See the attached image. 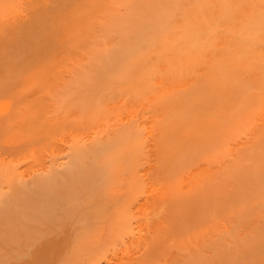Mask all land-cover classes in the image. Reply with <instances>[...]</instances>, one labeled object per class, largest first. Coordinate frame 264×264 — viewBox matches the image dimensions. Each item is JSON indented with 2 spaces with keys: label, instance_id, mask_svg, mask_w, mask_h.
<instances>
[{
  "label": "bare ground",
  "instance_id": "1",
  "mask_svg": "<svg viewBox=\"0 0 264 264\" xmlns=\"http://www.w3.org/2000/svg\"><path fill=\"white\" fill-rule=\"evenodd\" d=\"M263 173L264 0H0V264H264Z\"/></svg>",
  "mask_w": 264,
  "mask_h": 264
},
{
  "label": "rangeland",
  "instance_id": "2",
  "mask_svg": "<svg viewBox=\"0 0 264 264\" xmlns=\"http://www.w3.org/2000/svg\"><path fill=\"white\" fill-rule=\"evenodd\" d=\"M107 1H108V0H107ZM125 1H126V0H125ZM130 1H131V0H130ZM118 2H119V1H118ZM118 2H117V4H118ZM122 2H124V1H122ZM127 2H128L129 5H130V2H129V1H127ZM127 2H126L125 5L128 4ZM120 3H121V2H120ZM120 3H119V4H120ZM123 4H124V3H123ZM123 4L121 3L122 7H124ZM119 6H120V5H119ZM119 6H118V8H119ZM113 8H115V7H113ZM115 10H116V9H115ZM124 10H125V11H129L128 8H127V9L125 8ZM124 10H122V8H120V11H124ZM120 11H119L118 16H120V19H121V17H122V18H124V20H126L125 17H127V14H126V16L124 15V17H123V15H122V14H124V13H126V12H121V13H120ZM140 11L143 12V10H140ZM116 13H118V11H117ZM127 13H128V12H127ZM120 14H121V15H120ZM137 14H139V13H137ZM143 14H144V13H143ZM141 15H142V13L139 14V15H136V17H135V16L132 17L131 15H130V16H131V19L137 21L138 18H140ZM127 18H129V17H127ZM124 20H123V21H124ZM121 21H122V19H121ZM121 21H120V23H125V21H124V22H123V21L121 22ZM126 24H127V21H126V23H125L124 25H126ZM121 25L124 27L123 29H126V27H128V24H127V26H124L123 24H121ZM121 25H120L119 27H121ZM113 27H114V26H113ZM119 27H118V28H119ZM106 28H107V30L109 31L110 26L107 25ZM115 28H117V26H116ZM118 28H117V29H118ZM112 29H113V28H111L110 31H112ZM121 29H122V27H121ZM123 29H122V30H123ZM107 30H106L105 34L103 35L104 37L102 36L103 39H104L106 36H107L108 38L111 37V36H108V35L110 34V32H109V34H108ZM118 31H119V30H118ZM118 31H116V32H115V31L112 32V35H113V33H115L117 36H119L120 33L118 34ZM123 31H124V30H123ZM119 32H120V31H119ZM125 32H126V31H125ZM127 32H128V31H127ZM127 32H126V33L123 32V34H125V35H126V34H127V35H130L131 33H129V32H132V31L129 30V32H128V33H127ZM106 33H107V35H106ZM115 34H114V35H115ZM110 35H111V34H110ZM116 35H115V36H116ZM127 35H126V36H127ZM126 36H125V37H126ZM102 37H101V38H102ZM101 38H97V40H98L97 42L100 41V42L104 43L103 41H101V40H102ZM128 38H129V37H128ZM106 39H107V38L104 39V40H105V43H104V44H108V45H109V43H108L109 41L107 42ZM113 40L115 41V39H113ZM75 41H77V39H75ZM114 41H112V42H114ZM100 42H99V43H100ZM112 42H111L110 45H112ZM128 43H129V44H130V43L133 44V41H132V42L130 41V42H128ZM100 44H101V43H100ZM130 45H131V44H130ZM74 46H75V45H74ZM112 46H113V45H112ZM133 46H134V44L131 45V47H133ZM114 47H115V46H114ZM78 52H79V50H78ZM81 53H82V54H81ZM80 54H81V55H80ZM78 55H79V57L81 58V60H79V61H82L81 64H84L85 61H86V60H85V54H84V52H80V53H78ZM78 59H79V58H77V60H78ZM79 61H77V62H79ZM79 64H80V63H79ZM80 66H81V65H78V64H77V67H76V68H78V67H80ZM62 67H63V66H62ZM60 69H61V68H59V69H57V70L60 71ZM62 69H63V68H62ZM62 69H61V70H62ZM63 70H65V68H64ZM76 70H77V69H76ZM19 71H20V72L17 71V74L20 75V74L22 73V75H21V76L17 75V80H18V81H20V77L23 78V77L25 76V75L23 76V71H22V70H19ZM21 71H22V72H21ZM55 72H58V71H55ZM75 72H76V71H75ZM55 74H56V73H55ZM60 74L63 76V79H64V76H69V75H68L69 73L67 74V72H60ZM44 75H45V74H44ZM47 75H48L49 78H48L46 75H45L46 77L43 76V75H42V76H43V78L47 79V81H48V79H51V78H50L51 76H49L48 73H47ZM71 75H72V74H71ZM18 76H19V77H18ZM52 76H55V75L52 74ZM56 76H58V75H56ZM62 76H59V77H62ZM73 76L75 77L74 74L72 75V77H73ZM40 77H41V76H40ZM69 77H70V76H69ZM39 79H40V78L38 77V80H39ZM52 79H54V81H53ZM52 79H51V81H53V82H58V79H57L56 77H53ZM70 79H71V78H70ZM74 79H75V78H74ZM40 80H42V77H41ZM60 80H61V79H60ZM60 80H59V82H60ZM68 80H69V79H68V77H67V81H68ZM71 80H73V79H71ZM42 81L47 82V81L44 80V79H43ZM42 81H39V82L36 83V85H38V86H39V84H40V89H41V85H43V84L45 83V82L43 83ZM67 81H66V82H67ZM73 81H74V80H73ZM73 81H72V82H69L68 85H69V84H72V83H75V82H73ZM11 82H12V81H11ZM59 82H58V83H59ZM61 82L64 83L63 81H61ZM38 83H39V84H38ZM41 83H42V84H41ZM47 83H48V82H47ZM47 83H46V84H47ZM50 83H51V82H49V83L47 84V86L50 85ZM11 84H13V83H11ZM46 84H45V87H46ZM51 84H52V83H51ZM66 84H67V83H66ZM54 85H55V84H54ZM54 85H53V86H54ZM59 85H60V84H59ZM62 85H63V84H62ZM53 86H52V85L49 86V87H51L52 91H53ZM66 86H67V85H66ZM66 86H63V87H66ZM74 86L76 87V84H74ZM74 86H73L72 88H75ZM8 87H10V86H8ZM8 87H7V88H8ZM36 87H37V86H35V84H34L33 89L30 87L29 90L32 89V91L37 92V91H38V87H37V88H36ZM49 87H48V88H49ZM63 87H62V89H64ZM69 87H71V86L69 85ZM5 88H6V87H5ZM42 88H43V87H42ZM8 89H9V88H8ZM11 89H12V90H11ZM11 89H9V90H11V91H9L10 93L8 92V94H7V89L5 90V91H6L5 96L7 95V96H8L7 98H8L9 100L14 101V104L18 101V100H16V97H18L17 99H19V97H20V96H24L25 93H26V91H27V90H26L25 92L22 93V95H19V96H18V93L20 94L21 91H20L19 89H16V88L13 87V86L11 87ZM13 89H14V90H13ZM27 89H28V88H27ZM34 89H35V90H34ZM68 89H69V88L67 87V90H68ZM15 90H16V91H15ZM42 90H43V89H42ZM69 90H70V89H69ZM69 90H68V91H69ZM5 91H4V92H5ZM18 91H20V92H18ZM39 91H40V90H39ZM39 91H38V92H39ZM52 91H51V92H52ZM61 91H62V90H61ZM63 91H65V93H66V88H65V90H63ZM14 92H15V94H13ZM42 92H43V91H42ZM42 92H41V94H39L40 92L38 93V96L40 95L39 98L36 96V97H37V100H40V99L42 100V99H43V101L46 102V101H48L49 99L51 100V98L54 99V97H52L53 95L50 96V93H51V92H50L48 95L45 94V95L47 96V97H46L47 99L45 100V95H44V92H45V91H44L43 93H42ZM45 93H46V92H45ZM54 93H56V92H54ZM62 93H63L65 96H66V95L68 96V92H67L66 94H65L64 92H62ZM221 93H222V94H221ZM221 93H220V96H222V99H221V100H224V101L221 102L220 99H219V100L217 99L216 101H218V103H216L215 100H213V102H215L216 104H215V103H211L212 105H214V104L217 105V104H220V103H222V105L224 104L223 102H225V101L227 100L228 93H226V91H222ZM224 93H225V94H224ZM16 94H17V95H16ZM28 94H29V91H27V93H26L25 96H27ZM42 94H43V95H42ZM56 94H57V93H56ZM56 94H55V95H56ZM58 94H59V93H58ZM58 94H57V95H58ZM70 94H72V93H70ZM9 95H11V96H9ZM13 95H14V97H13ZM57 95H56V96H57ZM64 95H63V97L65 98ZM72 95H73V94H72ZM25 96H24V97H25ZM220 96L218 95L219 98H220ZM57 97H58V96H57ZM57 97H56V98H57ZM60 97H62V95H61ZM60 97H59V98H60ZM69 97L71 98V95H69ZM73 97H74V95H73ZM73 97H72V98H73ZM218 97L216 96V98H218ZM223 97H224V98H223ZM56 98H55V99H56ZM70 98H68V99H70ZM14 99L16 100V102H15ZM53 99H52V101H53ZM57 99H58V98H57ZM61 99H62V98H60V100H61ZM68 99H65V100H67L68 103H71V99H70V101H69ZM211 99H215V98H211ZM35 100H36V99H35ZM58 100H59V99H58ZM58 100H56V101H58ZM65 100H61V101H62V103H61L62 105L59 104V101H58V104L61 105V106H63V105L66 103V104H67V106H66L67 108H66V109H68V106H69L68 103H67V102H63V101H65ZM61 101H60V102H61ZM72 101H73V100H72ZM211 101H212V100H211ZM219 101H220V102H219ZM48 103H52V102L48 101ZM56 104H57V103H56ZM64 108H65V107L63 106V109H64ZM236 111H238V110L236 109L235 112L233 111V116L231 117V119L233 120V122H234V121L236 122V121H237V118H238V117L236 116V114H235ZM235 118H236V119H235ZM189 119H190V118H189ZM256 120H257V119H256ZM257 121L260 122V120H257ZM257 121H255V122H257ZM220 135H221V134H220ZM248 135H249V133H248ZM217 136L219 137V135H217ZM217 136H216V137H217ZM221 136H222V135H221ZM245 137H246V136L244 135L242 138L240 137V139L243 140ZM212 138H214V136H213ZM215 139H217V138H215ZM215 139H213V140H215ZM219 139H220V138H219ZM219 139H217V141H219ZM238 140H239V139H238ZM236 141H237V140H236ZM239 141H241V140H239ZM239 141H237V142H239ZM207 143H209V142H207ZM210 143H211V144H210ZM210 143H209V146L207 145V149H208V147H210V148H214L213 146H215L216 144H218V142L216 143V142H214V141H213V142H210ZM212 143L215 144V145H212ZM210 145H211L212 147H211ZM231 145L233 146L232 142H231ZM230 147H231V146H229V147L227 146V148H230ZM232 148H233V147H232ZM224 150L227 151V149H225V148H224ZM5 155L8 156V153H6ZM5 155H3V153H2V157H3V158H6ZM4 156H5V157H4ZM223 158H224V160H225V157H223ZM227 158H228V157H227ZM178 160H179V159H178ZM178 160H176V161L178 162ZM226 160H227V159H226ZM179 162H180V160H179ZM199 162H201V161H199ZM169 165H172V166H168V167H171V170H172L173 165H176V163H172V164H169ZM178 165H179V163H178ZM183 165H184V169H185V170H187V169H193V168H192V166H193L194 169H195L196 171H195V170H194V171H190V172H192V173H194V172L197 173V170H199V169H196V167H197V165H198V162L196 163V165H192L191 168H190V167H189V168H185V166L188 167V165H186V162L183 163ZM202 165H203V163H202ZM202 165H200V166H202ZM204 165H205V162H204ZM204 165H203V166H204ZM200 166H199V167H200ZM211 166H212V165H211ZM181 167H182V166H180V167H179L180 169H178L177 166H174V168H175L176 170L178 169L177 172H180V170H181L182 173L186 174L185 172H183L184 169H181ZM203 168H204V167H203ZM203 168H201V170H202ZM212 169H214V165L212 166ZM171 170L169 169L168 171H171ZM176 170H174L173 173H177ZM188 171H189V170H188ZM188 171H186V172H188ZM192 173L189 174V172H188L187 175H185V176H188V174L191 175ZM194 174H195V173H194ZM192 175H193V174H192ZM262 176H264V173L262 174ZM262 176H260V177H262ZM259 179H260V178H259ZM260 180L264 181V180H263V177H262ZM242 183H243V182H242ZM242 183H241L242 186L240 185V190H244V188H243L244 186H247V188H248V185H243ZM244 184H245V182H244ZM246 184H247V183H246ZM250 185H252V184H250ZM241 187H242L243 189H242ZM252 187H253V186H252ZM251 189H253V188H251ZM240 190H239V191H240ZM245 190H246V189H245ZM253 191H254V190H253ZM240 193H241V194H242V193L244 194L245 191H240ZM256 202H257V201H254V203H253V202L250 203V205H251V209H252V208H253V209H252V210H251V209L249 210V213H247L248 215H249V214H250V215L254 214V213L251 214V211L253 212V211L256 210V211L258 212L257 209H258L260 206H258V204H257ZM255 204H256V206H258V208H256V209L254 210V206H255ZM227 205H228V204H227ZM253 205H254V206H253ZM259 205H260V203H259ZM256 211H255V212H256ZM257 212H256V213H257ZM247 219H248V220H249V219H252V220H253V219H256V214H255V216H253V215H252V216H248V218H247L246 215H245V217H244V221H245V222H244V223L247 222ZM252 220H251V223H252ZM87 221H88V223H89L90 225H88ZM248 222H250V221H248ZM251 223H248V224L252 225L253 223H255V221H254L252 224H251ZM85 225H86V226L88 225V227H86V226H85V227L87 228V231H88V230L90 231V232L88 231V232H85V233H91L92 228H89V227H90V226L92 227V224L90 223V220H86ZM246 225H247V224H246ZM246 225H245L244 227H247ZM254 226H255V224H254ZM256 226H257V225H256ZM85 227H84V228H85ZM248 227H249V225H248ZM88 228H89V229H88ZM242 228H243V227H242ZM250 228H251V227H250ZM250 228H248L247 230L249 231ZM252 228H253V227H252ZM254 228H255V227H254ZM254 228H253V229H254ZM243 229H244V228H243ZM243 229H241L242 232H241V231H238V234H239V232H240V233H243ZM258 229H259V228H258ZM247 230L244 229V233H246ZM85 231H86V229H85ZM245 231H246V232H245ZM250 231H251V229H250ZM254 231H257V230H254ZM251 232H252V231H251ZM261 232H262V231H261ZM244 233H243V234H244ZM248 233H249V232H247L246 235L244 236V239L247 240V241L249 240L248 238H246ZM252 234H253V233H252ZM254 234H256V233L254 232ZM261 234H262V233H261ZM90 235H92V234H90ZM241 235H242V234H241ZM259 235H260V234H259ZM242 236H243V235H242ZM250 236H251V234H250ZM253 236H254V235H253ZM253 236H251V239H252ZM262 236H263V234H262ZM90 237H92V236H89V235H86V234H85V238L83 239V241H85V243H86L87 240H88ZM263 237H264V236H263ZM263 237H262V238H263ZM249 238H250V237H249ZM251 239H250V240H251ZM258 239H260V241L258 240V243L261 242V241H262V242L264 241V239L261 240V235L258 236ZM250 240H249V241H250ZM262 242H261V244H262ZM259 245H260V243H259ZM228 247L231 248V244H230ZM134 249H136V250L134 251V250L132 249V250H133V253L137 251V248H134ZM175 249H176V248H175ZM261 249H264V242H263V244H262V246H261ZM177 250L179 251V249H176L175 251H177ZM230 250H231V249H230ZM175 251L173 250V252H174V256L176 255L173 259L178 258V259L175 260L176 262H177L178 260H179V261L181 260V261H180L181 263L184 262V261H186V260H183L182 257L185 256L188 252L186 253V252H184V251L181 250V251H179V252L177 251V253H175ZM262 251H264V250H262ZM130 252L132 253V251H130ZM137 252H138V251H137ZM137 252H136V254H137ZM178 253H181V254L179 255ZM184 253H185V255H184ZM136 254H135V255H136ZM182 254H183V255H182ZM132 255H133V254H132ZM132 255H131V256H132ZM135 255H133V256H135ZM138 255H139V254H138ZM181 255H182V256H181ZM135 257H137V256H135ZM179 258H181V259H179ZM186 258H187V255L185 256V259H186ZM120 259H122V258H120ZM173 259H171L172 261L170 260V263H173ZM116 260H117V259H116ZM116 260L113 261V262L116 263ZM187 261H188V259H187ZM191 261H192V262L188 261V262H185V263H183V264H188V263H192V264H193V261L195 262L194 259H192ZM180 262L173 263V264H181ZM170 263H169V264H170ZM103 264H104V263H103Z\"/></svg>",
  "mask_w": 264,
  "mask_h": 264
}]
</instances>
